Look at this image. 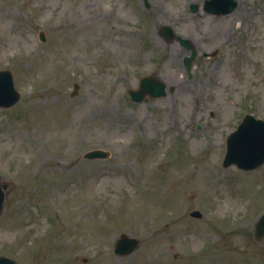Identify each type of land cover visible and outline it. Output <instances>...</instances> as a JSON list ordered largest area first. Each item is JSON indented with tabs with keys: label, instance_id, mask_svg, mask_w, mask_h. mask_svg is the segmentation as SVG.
I'll use <instances>...</instances> for the list:
<instances>
[{
	"label": "rangeland",
	"instance_id": "374dc122",
	"mask_svg": "<svg viewBox=\"0 0 264 264\" xmlns=\"http://www.w3.org/2000/svg\"><path fill=\"white\" fill-rule=\"evenodd\" d=\"M205 1L0 0V71L21 94L0 108V257L264 264V165H222L244 116L264 120V0L226 15ZM149 75L166 95L134 102ZM96 149L111 156L83 158ZM121 234L141 240L131 255L114 253Z\"/></svg>",
	"mask_w": 264,
	"mask_h": 264
},
{
	"label": "water",
	"instance_id": "95a60500",
	"mask_svg": "<svg viewBox=\"0 0 264 264\" xmlns=\"http://www.w3.org/2000/svg\"><path fill=\"white\" fill-rule=\"evenodd\" d=\"M238 6L237 0H207L205 11L215 15H226L235 10ZM199 6L192 7L194 12L198 11ZM163 34L168 38L174 37L171 28L165 27ZM41 39L45 41V37ZM180 43L188 50L192 49L191 57L185 59V65L190 72L192 63L196 57V51L193 49L189 39L178 37ZM218 52L212 54L215 56ZM166 84L154 76H147L141 80L138 90L130 91L131 98L135 102H143L148 98H160L166 95ZM79 85H74L72 96L77 94ZM20 93L15 89L13 74L9 70L0 71V108H10L20 100ZM109 152L104 150H93L85 154L87 159H106ZM237 165L242 170H254L264 164V120L256 119L253 115H246L238 129L230 134L227 139V154L224 166ZM6 188V186H5ZM5 194L0 180V214L4 207ZM193 217L201 218L199 211L191 213ZM255 237L258 241L264 239V215L255 226ZM140 240L122 234L116 242L115 253L120 256L132 254L139 248ZM0 264H17L8 257H0Z\"/></svg>",
	"mask_w": 264,
	"mask_h": 264
},
{
	"label": "bare ground",
	"instance_id": "6f19581e",
	"mask_svg": "<svg viewBox=\"0 0 264 264\" xmlns=\"http://www.w3.org/2000/svg\"><path fill=\"white\" fill-rule=\"evenodd\" d=\"M158 16V13L156 14ZM184 89V88H183Z\"/></svg>",
	"mask_w": 264,
	"mask_h": 264
}]
</instances>
